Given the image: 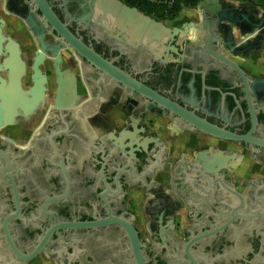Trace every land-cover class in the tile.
<instances>
[{"label": "flooded vegetation", "instance_id": "flooded-vegetation-1", "mask_svg": "<svg viewBox=\"0 0 264 264\" xmlns=\"http://www.w3.org/2000/svg\"><path fill=\"white\" fill-rule=\"evenodd\" d=\"M46 2L102 58L251 141L193 132L186 121L164 117L168 110L78 54L35 0H0V85L15 67L28 100L14 91L6 102L32 109L0 116V264H139L127 228L137 235L143 264H264V144L257 143L264 142V86H245L211 57L199 64L203 57L191 49L199 41L187 35L149 49L114 23L100 22L90 0ZM184 8L193 18L166 26L195 21V10ZM10 54L14 64L7 65ZM110 114L120 122L115 131L108 130ZM155 119L167 120L164 135L153 129ZM184 133L195 142L205 137L206 145L213 140L220 150L181 166L169 154L171 139ZM127 135L147 142L146 162L129 156L126 164L118 144ZM244 161L250 166L242 177ZM210 165L217 178L206 170Z\"/></svg>", "mask_w": 264, "mask_h": 264}, {"label": "water", "instance_id": "water-1", "mask_svg": "<svg viewBox=\"0 0 264 264\" xmlns=\"http://www.w3.org/2000/svg\"><path fill=\"white\" fill-rule=\"evenodd\" d=\"M37 6L40 8L51 27L59 33L63 40L68 42L81 56L85 57L95 67L102 70L104 74L115 80L119 84L123 85L132 91H137L148 101L161 106L162 109H166L170 114H163L164 117L172 118L174 120H184L187 123V129L193 132H199L208 134L210 136L226 139L248 142L251 139L248 136H241L232 133L226 129L215 126L205 119H202L195 115L193 112L179 106L176 103L171 102L168 99L163 98L158 93L144 85L142 82L137 81L124 71L120 70L112 63L108 62L94 50L86 47L80 40L76 39L66 28V26L56 17L51 10L46 0H35ZM94 5L96 15L99 16V21L112 22L120 30V32H128L132 39L139 41L143 47L152 49L157 47L165 39L173 40L175 36H190L192 41H199L198 44L191 46L194 53L203 57V62L199 63L205 65L209 62V59H213L214 66H224L230 71H234L241 80L245 83V86L250 82L253 88L264 86V77H252L247 74L230 56L229 54H239L243 51V43L246 41L247 36H251L256 33V39L262 40L264 37V9H261L258 3L254 0H244L238 3L230 0H199V2L192 7L196 12V20L188 21L182 24V27L178 26H166L162 20H156L149 15L142 13L137 7H132L121 0H90ZM35 32V30L33 29ZM240 36L241 40L235 42L233 32ZM1 33V30H0ZM36 33V32H35ZM0 49H1V35H0ZM175 50V49H174ZM11 54L4 59L5 64H14L11 60ZM37 61V60H36ZM19 69V68H17ZM8 82L6 86L0 85V116L4 118L11 115L14 118L15 114L19 111L25 115L30 113L31 108H25L20 105L18 100L9 99L6 102V93L20 92L24 98L27 96L23 94L21 87L16 79V68L12 67L7 73ZM73 78H69L66 85L67 98L65 100L73 101ZM27 99V98H26ZM28 100V99H27ZM109 125L108 130L115 131L120 122L116 121L115 114L108 116ZM166 122L167 120L164 119ZM255 142V140H254ZM258 144H264V142H258ZM122 158L125 159L128 164L130 157L136 160H142L146 162L148 160L147 142L137 141L127 135L118 144ZM138 154V156L136 155ZM221 157V156H220ZM231 160H234V155L230 156ZM223 160V158H221ZM191 161H181V166L191 164ZM216 163L213 159L209 164ZM206 170L209 174L217 178L218 172L212 166H206ZM213 190V186L210 187ZM134 204L137 207V199L132 197ZM133 251L138 259L139 264H143L142 255L138 248V238L134 230L127 228Z\"/></svg>", "mask_w": 264, "mask_h": 264}, {"label": "crops", "instance_id": "crops-1", "mask_svg": "<svg viewBox=\"0 0 264 264\" xmlns=\"http://www.w3.org/2000/svg\"><path fill=\"white\" fill-rule=\"evenodd\" d=\"M230 1L235 3L239 2L235 0ZM186 9L187 8H184L182 10L184 13L182 14L183 19H189L190 17L189 12H184ZM233 34L235 42H239L241 40L240 36L236 33V31H234ZM256 36V33L252 34L250 37L247 36L246 41L243 43V51L239 54H229V56L252 77H264V37L262 40L258 41ZM166 123L167 122L164 119H155V126L153 129H159V133L164 135V126ZM205 139V137L198 135V141L195 142V136L188 133L181 134L177 139H171L173 142L172 152L169 154L171 160L177 159V163L181 165V161H191V156H194V158L196 157L197 159V156L203 151H207L210 156H214V154L220 149H214L216 143L213 140H210L206 145ZM249 163L250 162L248 161H244L242 164L240 171V175L242 177L245 176L246 170L250 166Z\"/></svg>", "mask_w": 264, "mask_h": 264}, {"label": "trees", "instance_id": "trees-1", "mask_svg": "<svg viewBox=\"0 0 264 264\" xmlns=\"http://www.w3.org/2000/svg\"><path fill=\"white\" fill-rule=\"evenodd\" d=\"M121 1L129 6L137 7L146 15L158 18L160 20H171L176 16L177 13H179V11L183 7H193L199 2V0H174L175 4L172 6L170 10H168L167 13H165L163 7H158L153 4H146L139 0H121ZM235 1H244V0H235ZM256 2L258 3L261 9H264V0H256Z\"/></svg>", "mask_w": 264, "mask_h": 264}, {"label": "built area", "instance_id": "built-area-1", "mask_svg": "<svg viewBox=\"0 0 264 264\" xmlns=\"http://www.w3.org/2000/svg\"><path fill=\"white\" fill-rule=\"evenodd\" d=\"M139 1L144 2L146 4H153L158 7H163L165 13H167L168 10H170L172 6L175 4L174 0H139Z\"/></svg>", "mask_w": 264, "mask_h": 264}, {"label": "rangeland", "instance_id": "rangeland-1", "mask_svg": "<svg viewBox=\"0 0 264 264\" xmlns=\"http://www.w3.org/2000/svg\"><path fill=\"white\" fill-rule=\"evenodd\" d=\"M184 12H189V16H190L189 19H192L193 18V17H191L192 16V13L188 9H186ZM182 14H184V13L182 12V10H180L179 13H177L176 16L173 19H171L173 21H171V22H165V24L169 23L171 25L172 24L177 25V24L181 23L183 20H188V19H183V15Z\"/></svg>", "mask_w": 264, "mask_h": 264}]
</instances>
